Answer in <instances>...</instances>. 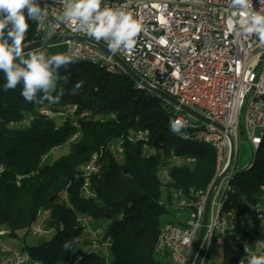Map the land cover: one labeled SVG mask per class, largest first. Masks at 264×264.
<instances>
[{
  "label": "trees",
  "instance_id": "1",
  "mask_svg": "<svg viewBox=\"0 0 264 264\" xmlns=\"http://www.w3.org/2000/svg\"><path fill=\"white\" fill-rule=\"evenodd\" d=\"M58 72L61 79L57 93L62 88L64 95L59 103L39 104L25 102L20 94L22 85L5 92L6 79L0 71V165L4 167L0 177V226L8 230L10 238L23 236L16 245H22L41 264H104V256L90 250L92 240L78 221L81 216L101 230L100 241L110 240V264H171L168 258L154 257L159 232L167 222L161 223V216L170 212L159 202H169L172 190L191 197L207 189L216 175L214 148L195 139V132L188 126L182 134H174L169 121L183 112L138 89L130 77L76 59ZM78 82L81 87L73 94ZM66 106H77V110L74 117L65 115L62 124L42 112L46 109L56 114ZM74 121L80 125L81 136L70 142L77 131ZM139 132H147V138L137 139ZM65 146L70 147L69 154L58 155L51 163L43 162L54 147L62 150ZM94 155L100 171L90 179L94 196L87 198L83 194V168ZM176 158L183 163L178 165ZM188 158L194 162H187ZM260 169L262 183L249 186L240 179L248 171ZM161 170L168 171L172 179L166 192L161 189ZM250 170L239 171L233 179L226 210L245 215L246 203L260 198L264 139ZM41 212L48 213L46 227L54 234L39 245L29 246L25 237L38 224ZM236 231L245 233L240 218ZM77 253L81 257L74 263ZM221 253L229 264L238 261L241 250L236 236L226 239Z\"/></svg>",
  "mask_w": 264,
  "mask_h": 264
},
{
  "label": "built area",
  "instance_id": "2",
  "mask_svg": "<svg viewBox=\"0 0 264 264\" xmlns=\"http://www.w3.org/2000/svg\"><path fill=\"white\" fill-rule=\"evenodd\" d=\"M38 2L41 7L47 6L49 14L40 30L35 26L34 40L53 36L68 37L63 42L66 46L65 54L71 48L73 52H78L74 59L91 62L114 75H125L123 68L114 59L117 56L146 85L170 95L180 104L198 111L223 128L201 122L185 112L177 117L193 129L195 139L214 148L216 175L207 189L198 190L191 197L181 190H172L169 202H159L160 206L174 211L176 215L175 220L165 222L159 232L155 245L159 259L168 258L171 264L188 263L202 227L209 190L222 175L213 190L205 235L192 264H206L212 247L221 249L230 236H236L240 243L241 254L235 264H240L241 260L248 264L250 255H264V184L259 186L260 198L246 203L245 215L252 217L254 222L244 224L243 235L236 231L238 212L225 208L229 195L233 193V179L239 172L241 134H245L252 148V158L246 170L254 166L255 154L264 139V47L259 46L255 34L243 31L238 23L239 15L232 17L236 9L231 7L230 0H104V4L109 7L123 8L142 22L137 46L131 53L123 49L112 52L104 40H95L77 25L58 23L53 9L55 15L63 11L60 0ZM249 4L247 12L264 14L262 0H249ZM25 16L29 29L23 45L34 41L31 39L32 20L27 19L26 10ZM229 17H232L231 22ZM87 39L104 46L110 52L107 53ZM161 40L164 42L161 43ZM136 87L145 90L142 84H136ZM76 110L77 106H66L61 113L74 117ZM42 112L49 117L55 115L51 110L45 109ZM74 126L77 131L71 136L70 142H76L81 136L78 122L74 121ZM257 129L262 130V136L256 135ZM147 136V132H139L135 137L144 139ZM183 136L188 137L184 133ZM60 150V147H54L43 157V162H47ZM118 152L121 153V148H118ZM176 161L183 159L176 158ZM186 161L192 163L194 159L188 158ZM99 171L98 157L94 155L83 168L86 181L83 194L87 198L94 196L89 183L91 177ZM3 172L4 167L0 165V177ZM159 178L161 189L166 192L172 183L171 176L168 171L161 170ZM78 221L92 240L90 250L100 255L99 248L108 251L110 240H99L101 230L95 229L84 216L79 217ZM32 233L42 236L47 231L42 223H38L32 227ZM4 238L5 232L0 226V264H41L34 261L22 245H6ZM102 256L104 264L111 263L109 251L106 256ZM80 257L79 253L75 254L73 262Z\"/></svg>",
  "mask_w": 264,
  "mask_h": 264
},
{
  "label": "clouds",
  "instance_id": "3",
  "mask_svg": "<svg viewBox=\"0 0 264 264\" xmlns=\"http://www.w3.org/2000/svg\"><path fill=\"white\" fill-rule=\"evenodd\" d=\"M60 3L63 11L59 15H55L53 9L58 23L77 25L95 40H104L112 52L123 49L131 53L136 48L142 22L134 18L131 12L123 8L109 7L104 4V0H60ZM230 5L236 9L232 17L240 16L238 23L243 31L250 35L255 34L259 46L264 47V14L247 12L246 9L250 7L249 0H230ZM25 10L27 19L35 22L37 30H40L49 14L47 6L41 7L38 0H0V71L6 79L3 90L7 92L22 85L20 94L25 102L59 103L64 90L61 88L57 93V83L61 79L58 70L73 63L78 52L69 48V53L48 57L43 52L32 51L25 57L22 45L29 29ZM232 17H229L230 22ZM80 87L79 82L75 84L73 94ZM53 93L57 94L54 96ZM169 125L170 130L177 135L182 134V129L188 126L180 118L170 120ZM240 264H244V261L241 260ZM248 264H264V255H250Z\"/></svg>",
  "mask_w": 264,
  "mask_h": 264
},
{
  "label": "rangeland",
  "instance_id": "4",
  "mask_svg": "<svg viewBox=\"0 0 264 264\" xmlns=\"http://www.w3.org/2000/svg\"><path fill=\"white\" fill-rule=\"evenodd\" d=\"M35 26L36 24L32 21L31 22V33L32 36H34V30H35ZM54 48H44V49H39V50H35V52H42L45 49H48L47 53H44L46 56L50 57L51 55L54 54H58V53H65L66 47H64V43L63 42H58L55 43L54 45H52ZM50 46V47H52ZM63 112V110L61 111ZM61 112L56 113L54 115V119L56 121H58L59 124H62L65 120H66V116L63 115ZM53 117V116H52ZM256 135L257 136H262V130L261 129H257L256 130ZM70 153V147L69 146H65L64 148H62V150L49 158V160H47L48 163L53 162L54 158L57 157L58 155H62V154H69ZM252 158V148L251 145L248 141V139L246 138L245 134H241L240 137V150H239V158H238V166H239V171H244L246 170V168L248 167L250 161ZM120 162L124 161V158L122 156H120L119 158ZM181 163H183V161H179L177 164L180 165ZM261 169L260 170H250L248 171L245 175L240 176V179L243 181H246L247 185L251 186L252 184L256 183V184H260L263 182V177L261 174ZM164 202H166L164 199H162ZM239 218L244 221V224H250L254 222V219L252 217H249L248 215H241L238 214ZM175 212L174 211H170L168 214L166 215H162L161 216V223H164L166 220L167 221H174L175 220ZM184 216V215H183ZM48 217V213L45 212H41L39 215V219H38V223H42V226L44 227V229L47 231L46 234L42 235V236H36L33 233H29L26 237L24 242L29 245V246H34V245H39L47 240H49L52 236H53V231H51L52 229L49 227H46V222L45 220ZM4 232H5V238H4V242L6 245L9 246H15L16 244L20 243L19 239H22V234H20L22 237L19 239H13L10 238L8 236V230L6 228H3ZM263 230H264V225H263ZM99 252L102 255H107L108 251L105 250L104 248H99ZM154 257L156 260H159L160 256L158 253H154ZM210 263H214V264H229L227 261H225L223 259V255L221 253V249L217 248L216 246H213L210 252V257L208 259V262L206 264H210Z\"/></svg>",
  "mask_w": 264,
  "mask_h": 264
},
{
  "label": "water",
  "instance_id": "5",
  "mask_svg": "<svg viewBox=\"0 0 264 264\" xmlns=\"http://www.w3.org/2000/svg\"><path fill=\"white\" fill-rule=\"evenodd\" d=\"M72 38L81 40V38H79V37H72ZM66 39H68V37H63V36L47 37V38H43V39H36V40L32 41L29 44L22 45V47L24 49V54H27L28 52H32V51H35V50L48 48V47H50V46H52V45H54L55 43H58V42H64ZM82 40H86V39H82ZM87 41L94 43L95 45H97L98 47H100L101 49L106 51L107 53L110 52L107 48H105L104 46H102V45H100L98 43H95L94 41H91V40H88V39H87ZM114 59L123 68L125 76L130 77L135 82V84L144 85L145 90H147V91L151 92L152 94L160 97L161 99L165 100L166 102H168L169 104L175 106L176 108H179L182 112L187 113L188 115L192 116L193 118H195V119H197V120H199L201 122H204L206 124H211V125H214V126H217V127L221 128V129H223L220 125H218L217 123H214L213 121L207 119L204 115H202L198 111H196V110H194V109H192L190 107L184 106V105L180 104L175 98L171 97L170 95L146 85V83L144 81H142L122 59H120L117 56H114ZM231 143H232V154H233L234 153V151H233L234 150V145H233V140L232 139H231ZM222 177H223V175L218 177L214 181V183L212 184V186H211V188L209 190L208 198H207V202H206L205 213H204V217H203V221H202V227H201L199 236H198L197 241H196V243H195V245L193 247L192 253L190 255V258H189V261H188L187 264H192L193 263L196 255H197V252L199 251V249L201 247V244H202V241H203V238H204V235H205L206 225L208 223L209 208H210V202H211L213 190H214L215 186H217L219 184V182L221 181Z\"/></svg>",
  "mask_w": 264,
  "mask_h": 264
},
{
  "label": "crops",
  "instance_id": "6",
  "mask_svg": "<svg viewBox=\"0 0 264 264\" xmlns=\"http://www.w3.org/2000/svg\"><path fill=\"white\" fill-rule=\"evenodd\" d=\"M34 36H35V33H34ZM35 38H36V36L33 37V36H32V33H31V39L34 40ZM64 47H66L65 44H64ZM49 48H54V47L52 46V47H49ZM47 50H48V49H45V50H43L42 52H43V53H47V52H48ZM245 225H247V224H245Z\"/></svg>",
  "mask_w": 264,
  "mask_h": 264
}]
</instances>
